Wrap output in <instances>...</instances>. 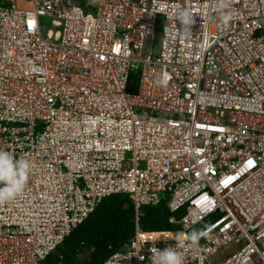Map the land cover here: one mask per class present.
Returning a JSON list of instances; mask_svg holds the SVG:
<instances>
[{"label":"built area","instance_id":"1","mask_svg":"<svg viewBox=\"0 0 264 264\" xmlns=\"http://www.w3.org/2000/svg\"><path fill=\"white\" fill-rule=\"evenodd\" d=\"M0 149L33 164L0 204V264H42L121 194L135 233L103 264L207 226L184 264H264V0H0ZM162 203L172 237L140 226Z\"/></svg>","mask_w":264,"mask_h":264},{"label":"trees","instance_id":"2","mask_svg":"<svg viewBox=\"0 0 264 264\" xmlns=\"http://www.w3.org/2000/svg\"><path fill=\"white\" fill-rule=\"evenodd\" d=\"M131 78L129 92L132 93L137 90L139 78L137 74ZM141 211L140 226L144 231L178 229L169 223L166 203L144 206ZM135 227V206L131 197L127 194L110 196L42 264H103L130 242ZM82 255L88 256L82 258Z\"/></svg>","mask_w":264,"mask_h":264},{"label":"clouds","instance_id":"3","mask_svg":"<svg viewBox=\"0 0 264 264\" xmlns=\"http://www.w3.org/2000/svg\"><path fill=\"white\" fill-rule=\"evenodd\" d=\"M234 16L231 12H224L221 15V24L226 28L230 25ZM179 23L182 25L184 35L191 32V26L195 23L194 13L183 8L178 13ZM33 170L32 161L28 158H17L11 152L0 149V204L11 202L23 194L29 182ZM212 231L211 226H207V231L203 229H193L190 232H178L175 239L178 244L175 247L169 246L165 250L151 251L152 264H184L183 249L185 246L197 247L200 240ZM172 237V233L162 232L159 237ZM157 238V239H158Z\"/></svg>","mask_w":264,"mask_h":264},{"label":"rangeland","instance_id":"4","mask_svg":"<svg viewBox=\"0 0 264 264\" xmlns=\"http://www.w3.org/2000/svg\"><path fill=\"white\" fill-rule=\"evenodd\" d=\"M45 24L47 25V27L49 29H51L52 26L50 25V21H46ZM163 32H164V23L162 21H160L158 26H157V33H156L155 41L153 42L155 55H159L160 54L161 44H162V40H163ZM172 231H177V229L173 228ZM231 252H233L232 254H234V253H237V250L235 248H233V247H230L227 250V253H231ZM87 256L88 255H82V258H85ZM212 264H218L216 259L212 260Z\"/></svg>","mask_w":264,"mask_h":264}]
</instances>
